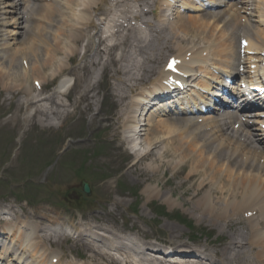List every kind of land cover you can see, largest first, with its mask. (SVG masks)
Wrapping results in <instances>:
<instances>
[{"label": "bare ground", "instance_id": "obj_1", "mask_svg": "<svg viewBox=\"0 0 264 264\" xmlns=\"http://www.w3.org/2000/svg\"><path fill=\"white\" fill-rule=\"evenodd\" d=\"M18 1L0 0V40L3 41L0 46L9 49L5 62L0 65V80L9 79L8 86L12 89L23 86L25 95L19 104H32L38 101L31 95V89L25 82L34 75L32 80L40 81L42 84L45 80L42 71L44 64L53 66L50 71L52 75L62 71L63 67L68 65L66 60L70 61L77 51L78 42H84V47L89 45L91 52L94 51L95 45L104 46L97 50L98 53L95 56L100 57L97 63L90 57L80 56V61H83V57L86 61L83 69L100 64L104 70L114 66L115 73H122L121 59L130 62L132 55L125 52L119 56L116 54L109 56L108 53L122 46L134 47L135 42L138 44L145 40L144 31L150 32V35L154 32V24L147 18L145 12L134 15L133 22H127V10L123 5L129 0L126 2L110 0L106 8L102 5V2L106 3V0H64V10L61 7L63 5L58 4L57 0H22L24 5L26 1L34 3L33 6L26 5L27 7L24 8L23 3ZM209 1L216 3L214 10L210 12L203 15L184 16L176 11L174 24L160 25L161 30L169 28L173 32V38L169 42L172 39L174 41L175 47L170 46V48H175L177 51V67L186 71L197 69L205 75V79H214L215 77L210 76L215 75V72H211L212 69L215 71L221 69L229 73L232 68L247 64L251 65L250 71H247L243 78L248 80L256 78L257 64L261 60L258 56L262 55L261 52L264 53V0H236V3L230 0L226 7L218 10V0ZM186 4L190 7L195 6L192 0ZM155 5L156 1H153L150 8ZM99 10L102 12L99 13ZM28 13L30 19H28ZM97 15H99L98 18H96ZM154 16L159 20L161 10H158ZM57 17H60V24L49 39L47 34L51 33L50 25H53ZM95 18L99 23L95 22ZM25 22L31 23L24 24ZM101 25L104 28H101ZM7 27H12L13 30H7ZM89 27L91 30H96L95 34L98 33L99 39L91 34V30L87 31ZM69 29L68 34L66 31ZM30 35L33 38H29ZM153 37L155 36L152 35ZM156 40L159 42L158 36ZM188 40L190 44L182 45ZM65 41H69L71 45L66 46ZM244 42V47L239 46V43ZM136 47L140 54L134 55L141 59L140 66L137 68L139 74L130 71L129 78L119 76L112 83L114 93L120 101L126 100L128 91L133 90L138 84L150 81L154 73H159L155 77L158 84L168 75L166 71L159 72L158 63H160V56L163 55L160 45L158 48L152 45L148 51L146 47L142 50L140 44ZM59 54L64 55L65 59H59ZM103 54H108V57L103 58ZM238 54H245L246 57L241 58ZM96 77L97 75L94 76ZM205 79H200L194 88H208L209 83ZM89 85L87 87H90ZM189 91L197 95L200 92L195 89ZM56 93L53 89L44 97L42 94L37 95L36 98L39 100H47L51 104L46 108L36 107L35 113H40L44 117L42 120L59 116L60 111L67 106L61 99L59 102L56 100ZM159 105L165 106V103ZM119 109L116 117L118 121L112 128L117 130L122 127V133H126L125 139L130 141L135 138V143L139 139V146H142V149L135 153L133 162L127 167L128 171L131 174L138 172V175L142 177L141 181L147 182L155 180L162 165L165 166L179 180L175 187L169 189L170 196L178 188L190 182L178 196V204L186 207V211L198 223H206L216 229L219 235L215 242L201 247L175 237L180 233V229L170 226V238L166 241H161L154 236L152 238L155 242L138 238L131 249H122L114 240L111 242L110 239H105L108 227L91 224L93 228H97V231H92V234L100 240L98 245L85 240V236H90L87 233L92 226L81 225L76 229L75 241L82 245L86 257L94 264H166L163 261L167 260L168 254L158 244L161 242L165 246H170L171 254L175 255L171 261L174 264H264V150L263 147H259V144L264 142V136L255 140L248 127L243 124L240 128L233 130L232 125L240 122V119L236 117L231 121L216 122L210 115L204 117L201 123H195L194 119H173V117L160 115L153 117L147 114L140 119L141 107L134 102L124 103ZM137 111H139L138 115L135 114ZM140 120L143 121L139 123ZM256 122L262 125L264 120ZM137 127L139 130L135 133ZM133 129L135 132H132ZM258 130L261 131V129ZM141 135H145L144 139ZM157 139L167 143L160 149L154 150V142L159 141ZM20 140L21 136L17 138V143ZM215 144L216 148L211 158L209 150L211 151ZM143 192L147 202L157 198L162 199L167 195L166 190L158 191L155 186L149 185L143 188ZM164 201L170 207L175 205V202L168 197H165ZM124 204V199L115 198L112 206L116 209V206ZM1 218L8 219L3 212L0 213ZM11 218L9 223L6 221L0 225V244L2 245L0 261L8 255L10 258L8 261L16 258L14 264H20L25 252L29 254L30 259H34L43 243L47 242L48 237L36 238L37 232L42 229L39 226L41 219L50 221L52 224L58 220V217L41 214L35 222L39 225L34 226L33 221H20L18 216H11ZM96 220L107 222L109 219L105 216H97ZM48 227H43L44 231ZM34 241H36L35 245ZM104 241L111 244L106 245ZM54 242H61V237H57ZM15 245L24 253L19 256L15 250V257H12L11 253H7L11 252ZM112 249L118 251L119 257L112 256L109 252ZM148 252L157 253L161 257H155ZM59 254H54L50 258L62 257ZM35 261H38L37 264L45 261L44 255L39 254ZM27 264H33V261ZM56 264H63V261L59 259Z\"/></svg>", "mask_w": 264, "mask_h": 264}, {"label": "rangeland", "instance_id": "obj_2", "mask_svg": "<svg viewBox=\"0 0 264 264\" xmlns=\"http://www.w3.org/2000/svg\"><path fill=\"white\" fill-rule=\"evenodd\" d=\"M21 2L23 8L34 5L31 1H26L25 5L24 1ZM61 7L63 10L65 9L64 5ZM99 12H102V10H99ZM27 15L30 16L29 13ZM153 22L154 32L152 35L155 37L152 38V35L148 32L145 34V40L138 44L141 45L142 50L146 47V51L152 45L157 46V48L160 45L164 55L160 56L159 60L162 66L166 56L176 54V49H172L175 47L173 46V39L169 42L173 38V32L169 28L161 30L162 26L157 21ZM30 23L25 22L24 24ZM59 24L60 17H57L53 25H50L51 33L47 34L49 39L52 38V33L56 31ZM7 28L12 30L11 27ZM189 29L193 30L192 28ZM89 30H91V27L87 29V31ZM66 33L69 34L70 29ZM156 36L159 37V42L156 40ZM29 38H33V36L30 35ZM64 43L66 46L71 45L69 41ZM138 44L135 42L134 47H130L131 45L122 46L108 53L109 56L111 54L119 56L125 54V52L132 55L130 62L121 59L123 71L122 73H115L114 66H110V69L107 68L104 71L100 64L92 68L89 67V69H83L85 58H82L83 63H81L79 54L81 52L85 56L93 54L92 59L95 60L100 45H95L94 51L91 52L89 45L84 47V42H78L77 51L70 61L66 60L68 65L64 66L61 72L65 75L75 72L85 80H90L97 70H100V74L96 83H93L95 88L89 92L83 93V81H80V85L73 87L67 96L69 102L68 115L62 120L55 121L52 126L41 125L39 114H33L34 106H40L42 103L48 104V102L39 101L33 105H18L23 95H25L23 86L12 89L8 86L7 80L9 79L0 80V206L6 203L14 205L13 210L19 215H27L31 211L33 215H53V213L66 212L72 217H77L82 212L99 214V211L103 212L104 210L105 214L103 215L107 213L110 215L109 213H111L117 222H122L127 217L130 223L136 221V218L148 223L153 222L154 227L160 231L159 233H165H161L163 235L168 234L170 226H176L181 230L184 240L187 234L198 229L203 231L204 234L196 235L197 242L209 245V241L215 242L216 237L219 235L218 231L206 223H198L186 211V207L178 204V196L182 194L184 187H188L189 184L178 188L170 196L169 189L175 187L179 181L174 179L170 172L160 170L155 180L147 182L141 181L142 177L138 175V172L131 174L127 166L133 160V156H130L121 144L119 138L120 128L117 130L112 128L114 123L118 121L115 119L118 112L117 107L120 105L114 93L115 89L112 86V81L119 76L129 78L130 71L139 74L137 66L140 64L141 59L139 56L134 55L140 54L137 51L138 47H136ZM183 44H189V40ZM8 51V48L0 51V54H2L0 55V65L5 62ZM108 54H103V58H107ZM58 58L65 59L62 54H59ZM51 68L53 66L43 65L42 71L45 76L43 93L52 88L56 79L55 75L53 76L50 73ZM70 68H74L72 70L74 72H71ZM33 76H30L25 83L36 94L39 90H36L32 84ZM35 76L41 79L38 75ZM142 84H138L133 90L128 91V97ZM80 91L81 94L79 95ZM26 116H28L27 120L23 121ZM110 116L112 119L114 118L111 124L110 121L108 122ZM20 134L22 136L20 148L15 151L17 145L15 138ZM162 144L163 142L156 143L155 149L158 150ZM66 146H68V149L59 155L60 150ZM56 158L58 160L49 166L48 163L53 162ZM83 177L91 184L92 191L88 197L81 195L80 192V182ZM9 178H12V180L8 181ZM147 185L155 186L158 191L166 190L167 195L165 197L174 201L175 205L170 207L164 201L165 197L145 201L143 188ZM115 196L126 200L117 212L111 207ZM62 199L65 200L63 203L61 202ZM155 206H164L167 214L162 217H155L154 212L158 210ZM62 209H65V211ZM133 213H136V215H133ZM176 214H180L185 221L191 222V231L185 228L181 221L173 218V215ZM70 243L63 242V249L66 250ZM52 248L60 251L59 247L52 246Z\"/></svg>", "mask_w": 264, "mask_h": 264}, {"label": "snow or ice", "instance_id": "obj_3", "mask_svg": "<svg viewBox=\"0 0 264 264\" xmlns=\"http://www.w3.org/2000/svg\"><path fill=\"white\" fill-rule=\"evenodd\" d=\"M173 63H175V62H173ZM169 67H172V64H170Z\"/></svg>", "mask_w": 264, "mask_h": 264}]
</instances>
